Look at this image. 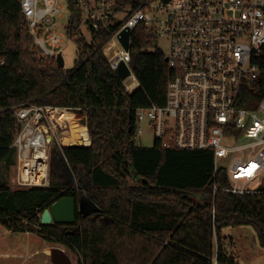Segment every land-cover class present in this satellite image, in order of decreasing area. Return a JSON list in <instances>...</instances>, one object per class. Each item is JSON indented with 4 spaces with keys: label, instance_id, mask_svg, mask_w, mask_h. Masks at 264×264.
I'll return each instance as SVG.
<instances>
[{
    "label": "trees",
    "instance_id": "16d2710c",
    "mask_svg": "<svg viewBox=\"0 0 264 264\" xmlns=\"http://www.w3.org/2000/svg\"><path fill=\"white\" fill-rule=\"evenodd\" d=\"M77 16L68 24L78 58L65 70L35 43L21 0H0V168L16 160L21 124L13 106L29 102L83 113L91 135L84 146L63 148L77 186L63 185L51 169L48 186L14 189L0 171V223L64 245L79 255V264H242L229 250L225 229L245 225L264 248V191H226V171L215 172L211 150L164 148L157 139L152 147L139 145L137 111L164 105L173 75L155 34L143 25L133 32L130 67L140 87L129 92L100 46L106 33L91 31L88 41ZM259 63L258 78L242 85L239 105L246 108L264 100V55ZM83 191L100 216L78 212L74 225L41 223L53 202L79 200Z\"/></svg>",
    "mask_w": 264,
    "mask_h": 264
},
{
    "label": "built area",
    "instance_id": "2783aa9c",
    "mask_svg": "<svg viewBox=\"0 0 264 264\" xmlns=\"http://www.w3.org/2000/svg\"><path fill=\"white\" fill-rule=\"evenodd\" d=\"M21 8L40 50L57 58L64 43L60 0H21ZM73 13L85 39L83 28L89 35L106 33L100 46L113 70L129 67L123 80L129 92L132 83L140 87L130 67L133 32L143 25L157 43L162 37L169 41L165 54L173 75L166 103L138 109V137L147 122L164 148L211 150L215 172L226 171V191H264V100L254 108L239 105L242 85L261 72L264 0H69V18ZM68 23L67 35L74 39ZM123 32L130 34L129 49ZM12 109L21 124L13 142L16 184L48 186L52 148L62 147L69 126L59 112L68 108L25 102Z\"/></svg>",
    "mask_w": 264,
    "mask_h": 264
},
{
    "label": "rangeland",
    "instance_id": "374dc122",
    "mask_svg": "<svg viewBox=\"0 0 264 264\" xmlns=\"http://www.w3.org/2000/svg\"><path fill=\"white\" fill-rule=\"evenodd\" d=\"M60 2L65 8L64 18L59 22V24H61L59 30L64 34V43L62 44L61 51L64 59V68L65 70H69L74 67L75 61L78 58V44L76 40L67 35L65 29V24L69 19V0H60ZM83 35L89 39L90 35L87 28H83ZM157 44L165 53L169 51V41L167 39L162 37L158 40ZM76 114L79 116V123L87 127L84 134V144H86L88 137H90L91 140V135L87 126V118L83 113L77 112ZM140 128H142V134L137 138L139 145L143 147H152L155 143V136L149 123H141ZM69 129L70 124L64 132ZM225 142L227 144L233 143L232 141ZM60 152L61 150L57 146L52 148L51 169L55 171V174L59 177L63 185L68 186L72 184L75 186L72 177L66 174V165L60 159ZM0 171L12 188L19 189L15 183L17 174L15 164L11 166L10 169L1 167ZM83 203V209L87 214L94 210V205L90 200L84 199ZM225 233L228 234L230 238L228 245L229 250L236 256L238 261L242 264H264V248L260 246L256 231L251 225L239 226L236 228L229 227L225 229ZM47 246H49L46 248L47 253L53 247L64 249L73 258L74 264H77V260L80 258L79 255L71 249L55 242H48L38 233L12 232L0 223V253L5 251L10 252L8 256L0 254V264H52L49 257L43 252V248Z\"/></svg>",
    "mask_w": 264,
    "mask_h": 264
},
{
    "label": "water",
    "instance_id": "95a60500",
    "mask_svg": "<svg viewBox=\"0 0 264 264\" xmlns=\"http://www.w3.org/2000/svg\"><path fill=\"white\" fill-rule=\"evenodd\" d=\"M129 37H130V34L128 32H123V34L121 35V40H122L124 46L126 47V49L130 48ZM56 59H57L58 65L63 68L64 67V59H63L62 53H59ZM116 73L120 77L121 80H124L129 75L130 69L126 64H122L116 70ZM91 143H92V141H91ZM65 146H68V145H62V147L59 148L61 150L60 159L66 165V168H65L66 174H69L72 177L73 183H75V186H77L78 180L75 177L74 173L71 171L68 160L63 153V148ZM82 146H84V145H82ZM82 194H83V197L79 198V200L73 196H64V197L60 198L59 200L53 202L41 214V223L42 224L57 223V224H65V225L75 224L77 222V213L79 212L78 208L80 206L81 211H84L83 200L87 199L86 192L83 191ZM94 206H95V208L92 212H94V211L97 212L99 209L97 208V206L95 204H94ZM83 214L86 215L87 213L85 212ZM98 216H100L99 212L94 214V218H97ZM49 254H50L51 262L53 264H72V261H71L69 254L60 247H54V248L50 249Z\"/></svg>",
    "mask_w": 264,
    "mask_h": 264
},
{
    "label": "bare ground",
    "instance_id": "6f19581e",
    "mask_svg": "<svg viewBox=\"0 0 264 264\" xmlns=\"http://www.w3.org/2000/svg\"><path fill=\"white\" fill-rule=\"evenodd\" d=\"M59 118L63 122H68L70 124V129L65 132L62 136L61 142L63 145H85L84 144V134L87 127L79 123V116L71 110L62 109L59 112Z\"/></svg>",
    "mask_w": 264,
    "mask_h": 264
},
{
    "label": "crops",
    "instance_id": "0c3cea01",
    "mask_svg": "<svg viewBox=\"0 0 264 264\" xmlns=\"http://www.w3.org/2000/svg\"><path fill=\"white\" fill-rule=\"evenodd\" d=\"M132 86H135V89L134 90H136V89H138L139 88V85L138 86H136L135 85V83H132ZM76 112V111H75ZM74 112V113H75ZM77 113V112H76ZM89 139H90V137H88V141H87V143L89 142ZM86 143V144H87ZM15 159H16V157H15ZM15 165H16V160H15ZM15 183H16V180H15ZM17 185V184H16ZM15 189V188H14ZM19 189H24V188H19ZM81 197H83V194H81V196H80V198ZM92 202V201H91ZM94 205V204H93ZM94 208H95V206H94ZM79 210V212H81V213H85L84 211H81V207L79 206V208H78ZM10 231V230H9ZM49 246H47V247H45V248H43V252L49 257V259H50V261H51V258H50V254H49V252H50V250L48 251V253L46 252V248H48ZM54 248V247H53ZM52 249V248H51ZM64 250V249H63ZM0 254H2V255H6V256H8V255H10V252H8V251H5V252H2V253H0ZM12 255H15V254H12ZM70 256V255H69ZM70 258H71V261H72V264H74V260H73V258L70 256ZM78 262H77V264H79V260H77ZM52 263V262H51ZM53 264V263H52Z\"/></svg>",
    "mask_w": 264,
    "mask_h": 264
},
{
    "label": "flooded vegetation",
    "instance_id": "af4514ba",
    "mask_svg": "<svg viewBox=\"0 0 264 264\" xmlns=\"http://www.w3.org/2000/svg\"><path fill=\"white\" fill-rule=\"evenodd\" d=\"M72 185V184H71ZM65 225V224H64ZM72 225V224H71ZM74 225V224H73ZM66 226H68V225H66Z\"/></svg>",
    "mask_w": 264,
    "mask_h": 264
}]
</instances>
